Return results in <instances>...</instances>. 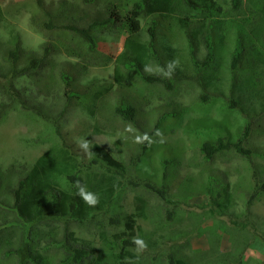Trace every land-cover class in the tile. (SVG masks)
Wrapping results in <instances>:
<instances>
[{
    "label": "rangeland",
    "instance_id": "374dc122",
    "mask_svg": "<svg viewBox=\"0 0 264 264\" xmlns=\"http://www.w3.org/2000/svg\"><path fill=\"white\" fill-rule=\"evenodd\" d=\"M19 1L0 0V6ZM44 1L48 4L59 3L60 0ZM71 1H74L78 9L76 17L87 16L90 20L94 15L106 17L110 7L108 3L121 0ZM31 9L16 7L10 9V13L0 16V43L18 34L20 48L27 58L42 55L45 44L51 45L55 51L47 54L39 74L22 75L12 82L15 87L12 92L17 93L14 97L20 100L13 104L12 109L7 110L5 118L0 121V203L12 205L11 190L20 177L17 173L22 174L21 170L31 167L40 157L61 152L62 164L70 154L79 164H83L85 190L109 187L114 191L107 212L115 209L120 213H131L136 191L128 186L122 188L121 184L125 180L119 175L115 176L104 163L91 164V148L94 144L104 146L119 155L122 161L129 162L130 157L139 149L144 132L152 131L157 119L166 114V121L161 124L158 132H154L153 140L165 143L173 151L172 172L175 176L168 190L174 203L170 206L174 208L175 214L172 219L162 221L159 225L153 223L151 220L157 214L159 201L154 195L148 196V212H152L149 219L134 218L138 228L131 240L141 239L147 245L140 251L137 245L133 246L138 260L141 264H168L167 255L174 252L177 256L184 254L192 257L191 264H264V111L252 114L250 120L238 109H220L222 103L226 105L220 97L206 111L195 106L199 92L196 82L199 73L192 65V52L200 62L206 56L207 49L201 42L196 47L190 46L187 33L192 32L194 23L186 20L183 29L175 19L154 17L157 23L153 39L156 58L147 57L144 68L151 73L166 74L170 71L169 63L176 61L174 70L167 75L170 80L174 79L173 89L168 90L163 85L144 83L131 68L123 66L119 69V81L115 80L114 58L123 49L128 35L139 41L149 40L147 29L153 19L150 16L139 18L140 29L137 32H130L124 20L99 29L95 33L97 46L91 48L86 43L81 44L83 55L76 57L68 56L62 50L61 41H70L71 35L38 27ZM193 41L196 43L195 38ZM229 45L230 41L226 44L227 49ZM168 47L175 49L171 55L168 54ZM23 63L22 60L18 66ZM62 67L68 68L72 74V86H69L72 87L71 91L61 80L59 69ZM219 74L223 75L221 71ZM224 86L226 88V84ZM103 87H108V90L105 95L99 94L93 100V113L82 107L79 97L74 96L69 101L66 99V92L84 95L86 91L99 92ZM1 97L8 99L0 94ZM121 98H126L134 105L135 124L114 113ZM88 103L91 104V101L88 100ZM259 105L264 106V101ZM176 113L179 117H172ZM247 119L253 121L249 145L255 152L250 157L244 158L228 152L214 156L212 161L202 159L196 144V134L191 130L193 124L198 120L201 123L217 121L225 125L233 139H237L236 131L247 124ZM57 125V129L65 136L63 140L58 130H55ZM202 163L212 168V174L219 175V181L227 183L231 199L227 201L226 207L212 201L215 189L211 190L210 195H203L201 183L207 180L203 174L207 171L200 166ZM143 168L150 167L146 165ZM155 176L158 178L159 173ZM51 179L52 184L57 183L61 188H72L64 178L56 176ZM11 212L0 206V223L13 220ZM101 212L95 218L73 222L75 224L70 229L74 231L78 243L87 241L94 248L97 255L95 264H98V260L101 264H114L113 253L105 249L101 239V231L106 224ZM37 222L40 223L41 232L47 229L46 223H58L52 217H43ZM121 229L123 226L119 225L110 231ZM155 240L157 246L153 245Z\"/></svg>",
    "mask_w": 264,
    "mask_h": 264
},
{
    "label": "trees",
    "instance_id": "16d2710c",
    "mask_svg": "<svg viewBox=\"0 0 264 264\" xmlns=\"http://www.w3.org/2000/svg\"><path fill=\"white\" fill-rule=\"evenodd\" d=\"M24 6L32 8L38 27L45 31L55 29L70 34V41H61L62 50L68 56L76 57L83 55L81 44L86 43L91 48L97 46L95 33H98L99 29L124 20L130 32H137L140 29L139 18L150 16L153 19L147 29L149 40L139 41L128 35L124 40L123 49L114 58L115 80L119 81V69L123 66L131 68L144 83L163 85L168 90L173 89L174 79L170 80L166 74L151 73L144 68L147 57L156 58L153 39L154 27L157 23L154 17L166 16L175 19L174 21L179 22V26L183 29L186 27L184 22L188 20L194 23L192 32L187 33L190 46L196 47L201 42L207 49L206 56L200 62L192 52V65L199 73L196 79L199 92L194 102L195 106L206 111L209 105L220 97L226 102V105L222 103L220 109L224 111L238 109L250 120L252 114L264 111V106L259 105L264 101V0L110 1L106 17L94 15L90 20L87 16L76 17L78 9L71 0L48 4L44 0H21L16 4L0 6V16L10 13L12 8ZM194 38L196 43L193 41ZM228 41H230L229 49L226 47ZM0 50V94L8 97V99L1 97L3 101L0 99L1 121L5 118L7 110L12 109L13 104L20 100L14 97L17 93L12 92L15 88L13 80L22 75L39 74L47 54L55 50L51 45L45 44L42 55H31L27 58L20 48L18 34L0 43ZM173 51L174 48L168 47L169 55ZM22 60L24 63L18 66ZM220 71L222 76L219 74ZM59 74L64 86L71 88L69 89L71 91L72 87L69 86H72L70 81L73 77L69 69L62 67L59 69ZM107 90L108 87H103L96 93L86 91L84 95L83 93L74 95L72 92L65 94L67 101L74 96L79 97L82 107L93 113L97 96L105 95ZM86 99L90 100L91 104ZM114 113L123 120L135 124L136 109L126 98L120 99L114 108ZM166 116L163 114L157 119L152 131L144 132L142 141L138 145L139 149L130 157L129 162L122 161L119 155L104 146L94 144L91 148L93 154L91 164L104 163V166L112 170L115 176L119 175L125 180L121 184L122 188L128 186L136 191L133 199L134 209L131 213H120L121 211L115 209L111 211L112 213L107 212L115 194L112 189H108L109 187L85 190V193L98 197L95 206L87 204L78 194L77 188V182L83 187L85 184L82 175L83 164H79L77 159L71 157L72 154L65 157L62 164L61 152H57V155L49 153L48 157H40L31 167L21 170L22 174L17 173L20 177L11 190L12 205L0 203V206L6 211H12L11 214L14 215L13 220H4L0 223V264H95L97 255L94 248L87 241L78 243V238L70 227L75 224L73 222H82L88 217L95 218L99 211H102V218L106 219L104 229L101 231V239L105 249L113 253V263L141 264L138 255L133 251V246L136 244L131 239L138 228L134 218L149 219L152 213L148 212V196L154 195L159 201V207H156L157 214L151 220L153 223L159 225L162 221L172 219L175 214L174 208L170 206L174 203L168 190L175 176L172 172L173 151L168 149L165 143L153 140L154 132L160 130L159 127L166 121ZM176 116L179 117L177 113L172 117ZM250 120L247 119V124L242 129H238L240 131H236L237 139H233L225 125L217 121L207 120L201 123L198 120L193 124L191 130L196 134V144L198 143L202 159L212 161L214 156H222L228 152L244 158L250 157L255 152L249 145L253 122ZM58 127L55 126V130H58ZM58 133L63 140L65 136L62 135L61 130H58ZM62 150L67 152L66 149ZM68 160L73 161L67 162ZM146 165L150 168L144 169ZM200 166L207 171L203 173L207 180L201 183L203 195H210L211 190L215 189L212 201L221 207H226L227 201L231 199L227 183L219 181V175L212 174V168H208L203 163ZM157 173H159L158 178L155 176ZM56 176L64 178L72 188L66 190L57 183L52 184L51 177ZM118 180L122 181L119 178ZM218 184L221 185L220 189ZM262 187L264 189V183ZM106 199L108 202H105ZM43 217H52L54 222L58 223H46L47 229L41 232L42 228L37 221ZM119 225H122L123 229L110 231ZM157 244L155 240L153 245L157 246ZM167 259L168 264H191L193 261L192 257L184 254L177 256L174 252L168 253ZM97 262L101 264L99 260Z\"/></svg>",
    "mask_w": 264,
    "mask_h": 264
},
{
    "label": "clouds",
    "instance_id": "9594fccd",
    "mask_svg": "<svg viewBox=\"0 0 264 264\" xmlns=\"http://www.w3.org/2000/svg\"><path fill=\"white\" fill-rule=\"evenodd\" d=\"M176 61H172L169 63L168 68L170 69L169 73H166V75H170L172 70H174ZM77 188H78V194L82 196L84 201L89 204L90 206H95L98 203V197L91 194V193H85V189L83 186L77 182ZM134 243L138 246V251L143 250L147 247L145 242L141 239H134Z\"/></svg>",
    "mask_w": 264,
    "mask_h": 264
}]
</instances>
